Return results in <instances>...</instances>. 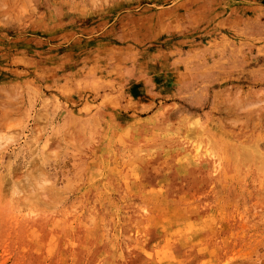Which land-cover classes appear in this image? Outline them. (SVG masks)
Masks as SVG:
<instances>
[{"label":"rangeland","instance_id":"obj_1","mask_svg":"<svg viewBox=\"0 0 264 264\" xmlns=\"http://www.w3.org/2000/svg\"><path fill=\"white\" fill-rule=\"evenodd\" d=\"M0 264H264V0H0Z\"/></svg>","mask_w":264,"mask_h":264}]
</instances>
